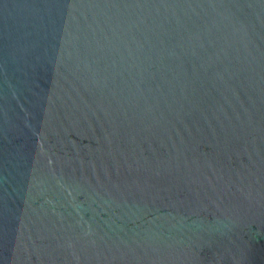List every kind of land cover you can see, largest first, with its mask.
Wrapping results in <instances>:
<instances>
[{
    "label": "water",
    "instance_id": "95a60500",
    "mask_svg": "<svg viewBox=\"0 0 264 264\" xmlns=\"http://www.w3.org/2000/svg\"><path fill=\"white\" fill-rule=\"evenodd\" d=\"M0 264H264V0H0Z\"/></svg>",
    "mask_w": 264,
    "mask_h": 264
}]
</instances>
